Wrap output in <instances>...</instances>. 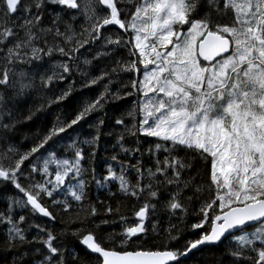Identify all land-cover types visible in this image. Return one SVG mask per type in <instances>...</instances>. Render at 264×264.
Returning <instances> with one entry per match:
<instances>
[{
	"label": "snow or ice",
	"instance_id": "6c2138e0",
	"mask_svg": "<svg viewBox=\"0 0 264 264\" xmlns=\"http://www.w3.org/2000/svg\"><path fill=\"white\" fill-rule=\"evenodd\" d=\"M82 123L91 139L73 138ZM90 184L132 216L101 212ZM0 201L11 264H186L213 248L216 264H264V0H0ZM165 217L166 243L137 244ZM172 218L195 238L173 246Z\"/></svg>",
	"mask_w": 264,
	"mask_h": 264
},
{
	"label": "trees",
	"instance_id": "16d2710c",
	"mask_svg": "<svg viewBox=\"0 0 264 264\" xmlns=\"http://www.w3.org/2000/svg\"><path fill=\"white\" fill-rule=\"evenodd\" d=\"M91 95V94H89ZM87 98V97H86ZM41 103H43L42 94L35 95L32 100L31 104L39 106ZM66 104H70V107L67 109L68 113L70 114L73 109L76 106L75 100L71 99L69 101L65 102ZM122 107H127V104L125 102H120ZM65 112L64 108H56L53 106L52 109H48L43 113H38V119H34V121L29 122V127L24 129V136H27L28 139H25L24 136H21V143L25 145L26 147L29 146L32 142V138L34 134H39L45 130V128L50 124V122L55 120V117L57 114H63ZM94 132V128L89 127L87 123H82L81 126L78 128L77 132L73 134L74 139L79 140H85V139H91V134ZM71 143V141H69ZM115 141L112 137H104L101 140V147L100 151L97 154V170L101 174H106V164L104 163L105 157H110L113 153L112 144H114ZM119 149H116L118 151ZM112 192H116L117 188L115 185L111 188ZM88 195L92 203L97 204V207L100 208V211H104V205H100L97 203L98 200L105 201V204L110 203L113 208H115L117 205L121 206V212L128 215L129 217L133 214L132 201L124 200L122 197L117 196L116 198H111L110 193L107 189H100L97 188L95 184H90L88 188ZM4 206L3 201H0V209H2ZM46 221V218H43ZM67 216L59 217L57 218V221L54 225H49L50 227H54L57 232H60L61 229L65 228V224L62 222V220H66ZM118 219V218H117ZM195 217H189L188 224L195 222ZM155 222V221H153ZM171 223L175 224L177 228L183 229V236L179 244H175L173 242V246L180 247L183 245L184 241L186 239H194V235L191 232L190 228L186 226L185 224L181 223L179 219L172 218ZM108 227V231H121V225L118 223L111 224ZM169 227V222L167 217H165L160 225V235L157 236L155 233L149 231L147 236L142 241H137V244L143 243L144 247L146 248H153L156 246H159L163 243H166V238L164 237V229H167ZM5 236V230L3 227H0V264H11L13 259V254L7 252L3 247V240ZM65 243L68 244H75V247L79 251L82 259L84 261L91 260V257L85 252V250L80 246L78 243H76L71 237H69ZM135 246V245H133ZM222 249H216L213 248L210 251L206 250L203 253H199L196 255L194 259H190L186 262V264H216V258L220 254ZM94 264V261L92 262Z\"/></svg>",
	"mask_w": 264,
	"mask_h": 264
}]
</instances>
